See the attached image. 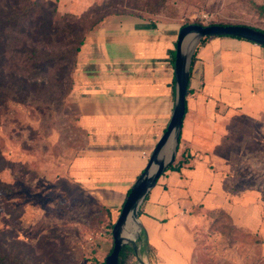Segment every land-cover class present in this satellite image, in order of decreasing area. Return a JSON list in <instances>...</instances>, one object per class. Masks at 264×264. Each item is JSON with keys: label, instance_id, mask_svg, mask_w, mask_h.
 Listing matches in <instances>:
<instances>
[{"label": "rangeland", "instance_id": "rangeland-1", "mask_svg": "<svg viewBox=\"0 0 264 264\" xmlns=\"http://www.w3.org/2000/svg\"><path fill=\"white\" fill-rule=\"evenodd\" d=\"M59 1L62 14L82 12L89 0ZM131 1L141 13L169 24L176 39L188 24H246L264 30V0H155V14L145 11L147 0ZM245 52L228 54L226 67L219 77L212 74L209 88L201 79L200 133L193 139L181 134L179 141L176 159L190 152L219 175L225 189L219 192V207L194 208L198 220L190 264H264V56ZM68 97L58 109L33 102L9 106L0 116V143L15 163L4 173L12 185L7 196L20 207L19 218L7 217L8 225L28 245L43 238L53 241L56 257L41 264H103L127 195L120 183L95 182L89 168L121 161H82L92 138ZM143 230L140 224L136 240L144 260L149 249ZM128 247L126 264H140Z\"/></svg>", "mask_w": 264, "mask_h": 264}, {"label": "crops", "instance_id": "crops-1", "mask_svg": "<svg viewBox=\"0 0 264 264\" xmlns=\"http://www.w3.org/2000/svg\"><path fill=\"white\" fill-rule=\"evenodd\" d=\"M103 1L89 0L86 6ZM173 33L162 21L152 26L141 17L113 15L87 34L78 53L69 97L92 138L82 161H121V165H94L89 170L101 185L120 183L125 195L145 168L173 113L175 75L170 51L176 49L177 41ZM246 50L264 56L263 46L230 36H211L199 44L182 138L193 139L202 127L204 111L198 105L205 96L200 93L201 79L205 89L209 88L212 74L219 77L226 67L224 58L228 54L241 57ZM221 83L218 80L216 85ZM192 157L180 170L165 171L140 206L139 220L149 249L144 259L147 264H190L198 220L194 208L213 209L223 202L219 192L225 189L219 175Z\"/></svg>", "mask_w": 264, "mask_h": 264}, {"label": "trees", "instance_id": "trees-1", "mask_svg": "<svg viewBox=\"0 0 264 264\" xmlns=\"http://www.w3.org/2000/svg\"><path fill=\"white\" fill-rule=\"evenodd\" d=\"M156 6L155 0L151 3L145 1V11L151 14L157 12ZM118 14L148 19L155 26V20L141 13L131 0H104L80 13L62 14L59 13L57 0H0V116L9 106L30 105L33 102L58 109L74 86L78 53L87 34ZM208 38H203L200 44ZM198 46L193 54L191 70ZM170 52L174 66L176 49ZM191 159L192 154L184 151L179 159L175 158L168 165L166 171H178L189 165ZM14 166V161L6 157L0 143V217L4 221V227L0 228V264H41L45 260H54L56 251L53 241L43 238L35 245H28L8 225V218H19L17 212L20 209L7 196L12 191V185L4 177V173ZM127 250L128 246L122 249L120 264H126Z\"/></svg>", "mask_w": 264, "mask_h": 264}, {"label": "water", "instance_id": "water-1", "mask_svg": "<svg viewBox=\"0 0 264 264\" xmlns=\"http://www.w3.org/2000/svg\"><path fill=\"white\" fill-rule=\"evenodd\" d=\"M190 35H194L197 38L192 50H194L201 39L211 36L239 37L264 47V31L247 25L188 24L181 27L176 41L174 63L175 105L173 113L166 129L158 139L145 168L132 185L122 205L120 215L112 229L114 245L112 251L105 259V264H120V253L128 245L133 249L139 263L147 264L140 255L141 243H137L136 237H125L123 231L131 215L138 221L139 225L141 224L138 214L141 204L149 191L156 185L158 179L166 171L168 165L175 161L183 128V120L186 114L188 86L191 74V57L194 54L191 51L189 59L187 54L183 52L186 39ZM172 140L174 141L173 149L170 157L166 159L164 158V153Z\"/></svg>", "mask_w": 264, "mask_h": 264}, {"label": "bare ground", "instance_id": "bare-ground-1", "mask_svg": "<svg viewBox=\"0 0 264 264\" xmlns=\"http://www.w3.org/2000/svg\"><path fill=\"white\" fill-rule=\"evenodd\" d=\"M196 41L197 38L194 35L188 36L183 47V52L185 54H189L192 51L193 47L195 46ZM173 145H174L173 143L171 142L169 143L164 153V158L167 159L170 156L173 149ZM138 231H139V223L136 219L133 218V215H131L127 221L126 227L123 231V235L125 237L134 238L136 237Z\"/></svg>", "mask_w": 264, "mask_h": 264}]
</instances>
